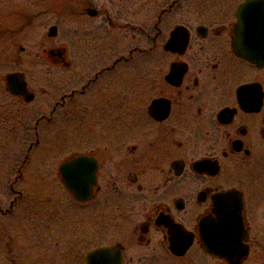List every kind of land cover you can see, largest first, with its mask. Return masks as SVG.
<instances>
[{
  "label": "flooded vegetation",
  "instance_id": "flooded-vegetation-1",
  "mask_svg": "<svg viewBox=\"0 0 264 264\" xmlns=\"http://www.w3.org/2000/svg\"><path fill=\"white\" fill-rule=\"evenodd\" d=\"M243 1L0 0V214L32 178L42 230H73L79 205L88 241L101 240L61 248L54 230V249H0V264H84L100 246H114L121 264L195 249L230 264L205 252L201 237L237 201L249 254L264 46L248 23L247 59L235 51ZM53 187L67 194L66 220L57 195L45 208ZM185 244L183 255L172 252Z\"/></svg>",
  "mask_w": 264,
  "mask_h": 264
},
{
  "label": "rangeland",
  "instance_id": "rangeland-1",
  "mask_svg": "<svg viewBox=\"0 0 264 264\" xmlns=\"http://www.w3.org/2000/svg\"><path fill=\"white\" fill-rule=\"evenodd\" d=\"M60 38L67 44V27L64 25L60 28ZM32 107V106H31ZM34 111V110H33ZM32 112V110H31ZM35 112V111H34ZM31 116V115H30ZM29 116V118H30ZM29 126V125H28ZM61 134L67 133V126H61ZM44 133L48 136L46 139L51 140L55 131V127L48 125L44 128ZM19 141L12 139V147L14 149ZM51 141H49V147H51ZM66 142H60L61 145ZM67 146L64 150H60L54 162L60 161L67 152ZM35 154V152H34ZM13 156V155H12ZM0 164H4V159H0ZM14 160V159H13ZM52 160V161H53ZM47 161H51L48 157ZM251 185L247 189L251 194L253 191H258V194H252L250 199L247 197L248 207L252 209L249 212V220L251 224V249L247 256V260L242 264H264V158L254 166H252ZM31 174L35 172L29 171ZM33 181V182H32ZM29 184H22V188L19 189L21 197L16 200L12 206L10 213L6 215L0 214V249H54L56 244L54 243V230L56 231L55 239L59 241L58 247L61 248L71 247V249H88L89 247L97 244L101 240L99 238L88 241L86 237L87 220L85 210L82 206L76 205L74 209V228L71 230L66 225H60L55 227L54 225H46L42 230L40 227L39 218V190L33 188L32 178H27ZM253 188V189H252ZM3 190H0V204L1 208H4L6 204L3 201ZM57 195V202L55 209L59 208L60 221L66 220L68 208V198L65 191L61 188L56 189L48 188L46 191V203L45 208L51 210L52 199L55 200ZM54 213V212H53ZM59 221V222H60ZM42 231V232H41ZM45 248H42V247ZM140 264H224L221 261L214 260L211 257L205 256L198 250L189 251L182 257L172 256H145L140 260Z\"/></svg>",
  "mask_w": 264,
  "mask_h": 264
},
{
  "label": "water",
  "instance_id": "water-1",
  "mask_svg": "<svg viewBox=\"0 0 264 264\" xmlns=\"http://www.w3.org/2000/svg\"><path fill=\"white\" fill-rule=\"evenodd\" d=\"M236 16L239 33L234 42V48L237 54L247 59L248 23L252 25L251 30L262 31L259 38L261 39L260 43L264 46V0H244L239 4ZM67 167L66 164L61 166L65 177L68 176ZM226 207H229L230 210L220 217L218 228H215L214 232L210 234L202 233V246L205 252L212 253L230 264H238L248 255V247L246 249L243 243L246 239V232L240 214L241 205L237 201ZM186 246L187 244L181 248L172 249V252L181 256L185 252ZM114 249V246L94 248L86 255L84 264H121V255L116 254Z\"/></svg>",
  "mask_w": 264,
  "mask_h": 264
}]
</instances>
